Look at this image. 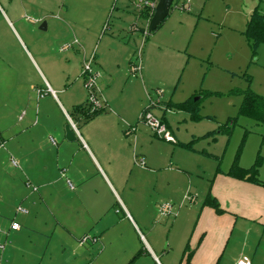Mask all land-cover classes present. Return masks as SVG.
Returning a JSON list of instances; mask_svg holds the SVG:
<instances>
[{
  "label": "rangeland",
  "instance_id": "obj_1",
  "mask_svg": "<svg viewBox=\"0 0 264 264\" xmlns=\"http://www.w3.org/2000/svg\"><path fill=\"white\" fill-rule=\"evenodd\" d=\"M113 2L0 0V110L5 103L6 83L16 86L23 82L27 88L19 85L9 95L19 109L16 112L19 120L27 121L33 114L35 118L38 109L40 125L53 127L61 122L72 128L74 122L80 126L85 117L73 116L65 101L87 104L89 92L84 87L82 71L87 61L98 55L102 67L99 102H108V107H112L108 111L114 114L132 151L135 148L131 136L135 131L140 134L138 143L143 151L134 152L131 160L124 158V169L117 176L131 189L129 196L136 198L141 216L153 218L149 211L156 201L153 219L157 223L178 222L192 229L201 217L202 203L208 193L219 195L222 208L229 204L231 211L251 207L256 212L264 207V185L245 183L247 187L240 181L233 182L227 175L234 163L243 169L257 164L256 179L264 184V126L239 116L242 98L236 94L249 90L264 97V43L253 54L243 35L254 8L259 6L264 14V0H174L166 20L152 33L138 19L128 0L117 1L110 14ZM185 3L188 10L182 9ZM109 14V26L103 28ZM43 24L45 30H40ZM133 25L146 31L130 32ZM131 65H136V75L130 72ZM18 88L31 97L29 107L25 99L18 98ZM50 89L68 111L65 114L59 108L65 120L47 100L43 101L53 96ZM190 98H201L199 114L203 118L199 121H193L183 111L171 109L164 113L162 110L169 103ZM109 100H115V106ZM151 103L155 104L151 109L154 115L164 118L172 130L174 143L155 136L139 121L141 109ZM229 119H234L235 124L228 134L221 126ZM189 142L192 150L178 145ZM48 143L52 149L57 147L55 134L49 136ZM120 147L121 144L111 146L113 150ZM144 153L153 158L150 163L144 159L142 165L139 155ZM150 169L157 170L151 173ZM58 177L61 180L58 185L66 186L61 192L63 198L75 185L66 168ZM16 178L24 183L19 176ZM89 182L83 184V189ZM230 191H235L238 197L230 196ZM99 194L100 198L105 197L102 190ZM20 204L17 199L14 209ZM166 204L170 211L162 214L161 206ZM110 212L117 217L125 214L119 200ZM226 217L232 222L228 234L234 230L230 246L235 242L240 245L245 238L246 222L237 219L234 224V216L228 214L223 216V222ZM75 218L68 221L75 222ZM202 220L212 221L208 216ZM39 221V229L24 226L17 238L10 230L9 220L0 223V244L4 245L0 264H82L75 244L62 239L60 229L56 233L50 229L55 230L53 219L43 213ZM263 225L264 220L258 227ZM252 238L257 243L259 234ZM241 256L251 258L244 254L238 258Z\"/></svg>",
  "mask_w": 264,
  "mask_h": 264
},
{
  "label": "crops",
  "instance_id": "obj_2",
  "mask_svg": "<svg viewBox=\"0 0 264 264\" xmlns=\"http://www.w3.org/2000/svg\"><path fill=\"white\" fill-rule=\"evenodd\" d=\"M108 17L109 15L104 25ZM138 19L146 25L140 15ZM139 31H144V28H139ZM130 32H133L131 28ZM95 58L94 70L98 69L96 72L99 86L102 67L98 55ZM19 85L27 88V84L23 82L17 83L16 86L11 82L6 83L8 95L6 94L5 103L0 110V223L3 224L5 219L9 220L10 224L18 223L20 229L13 231L16 238L24 226L39 229L40 216L45 213L46 217H51L54 221L55 230L50 229H53L54 233L56 229H60L63 233L61 238L75 244V251L79 254L82 264H235L240 254L251 256V264H264V225L258 227L264 220V207H260L256 212L251 207L231 211L229 204L225 209L222 208L224 206L222 199L213 193V197L224 212L217 214L202 203L201 217L192 229L185 228L178 222L169 225L157 223L153 219L156 215V201L152 203L149 211L154 217L148 219L146 214L141 216L136 198L129 196L131 189L117 176L124 169V158L131 160L134 152L143 151L138 143L140 136L138 131L131 136L135 148V151H132L123 139L121 127L114 114L108 111L112 108L108 107V102H102L103 109L100 113L90 120H85L80 126H75V129L61 122H57L53 127L40 125L38 109L35 118L33 114L27 121L25 118L19 120V113H16L19 109L16 108L17 105H13L11 98L12 91ZM47 85L51 88L48 83ZM17 92L18 98L25 99L29 107L31 97L26 95L23 88H18ZM49 93L53 96L43 98V101L47 100L64 119L60 109L65 114L68 112L67 109L56 97L54 90L50 89ZM109 101L115 106V100H112L113 103ZM65 102L67 108L72 110V115L78 116L75 109L80 105H75L71 101ZM38 106L40 107V104ZM144 108L141 109L140 115ZM163 120L174 137L164 118ZM66 127L70 128L75 139L66 137ZM52 134H55L58 142L55 149L48 145L49 136ZM112 144H121V147L113 150ZM139 156L149 163L153 158L145 153ZM12 160L16 162V166L12 165ZM96 167L101 169L104 176L98 174ZM65 168L75 187L73 191H68L70 196L65 195L62 198L61 192L66 186L58 185L61 183L58 176ZM153 170L157 169H150L149 172L155 173ZM16 176L24 183L22 184ZM46 176L48 179L45 180ZM230 179L235 183L240 181L248 187V184H245L249 183L247 181L232 177ZM85 182L89 184L86 183V189H83ZM100 190L105 193V197L100 198ZM229 194L238 197L235 191H230ZM17 199L21 204L14 209L13 205ZM118 200L125 211L122 217L114 216L110 212ZM18 208H22V212L18 211ZM227 214L234 216V224L237 219L246 222L245 238L240 245L235 242V245L230 246L234 230L228 234V225L230 226L232 222L228 221L227 217L223 222V216ZM74 216L77 220L69 222L68 219L72 217L76 219ZM205 216L210 217L212 221L202 220ZM224 223L227 226H224ZM257 233L259 239L255 243L252 237ZM85 236L91 240L87 247L77 243ZM136 254L138 255L133 260Z\"/></svg>",
  "mask_w": 264,
  "mask_h": 264
},
{
  "label": "trees",
  "instance_id": "obj_3",
  "mask_svg": "<svg viewBox=\"0 0 264 264\" xmlns=\"http://www.w3.org/2000/svg\"><path fill=\"white\" fill-rule=\"evenodd\" d=\"M116 2L117 0H114L112 7H111L110 14L115 9ZM110 14H109L106 24L104 25L106 27L108 25ZM151 17L152 15H149L146 11L141 13V18L146 22V25L148 23V20ZM243 35L249 47L251 48L253 54H255L258 46L264 43V14L261 13L259 6H256L254 10L252 11V13L249 15L246 21L245 30L243 32ZM236 94L240 95L242 98L241 104L239 107V112H238L239 116L247 117L253 120L254 122L259 123L264 126V97L259 96L249 90L238 91L236 92ZM200 99L194 100L193 98H190L181 103H169V106H167L165 109H162V110L167 111V110L174 109V110L183 111V112L188 113L190 118L193 121H199L200 119L203 118L199 114V110H200L199 100ZM152 108H153L152 106L145 107L141 112V117L145 111L151 110ZM75 111H77L79 115L80 114L83 115L85 117V120L87 121L93 118L94 116H96L97 114H99L101 110L91 113L89 111V106L87 104H83V105L78 106L75 109ZM141 117L139 121L142 122ZM161 121L164 123L163 119H161ZM234 124H235V120L229 119L223 127L221 126V129L225 130L226 133L229 134ZM178 145H180L181 147H184L187 150L193 149L192 142L185 143V144H178ZM256 165L257 164H255V166L250 169H243V168H239L234 163L232 167L229 169L227 175L232 178L244 180L252 184L264 185L263 183H261L259 180L256 179ZM203 206L210 207L217 214H221L224 212L220 208L219 203L216 200V198L211 196L210 193L206 195L203 201ZM137 255L138 254H136L133 257V260L137 257Z\"/></svg>",
  "mask_w": 264,
  "mask_h": 264
},
{
  "label": "built area",
  "instance_id": "obj_4",
  "mask_svg": "<svg viewBox=\"0 0 264 264\" xmlns=\"http://www.w3.org/2000/svg\"><path fill=\"white\" fill-rule=\"evenodd\" d=\"M128 1L134 7V9H136L138 15L140 16H141V13H143L144 11H146L149 15H153L156 5L158 3V0H128ZM182 9L188 10V4L187 3L183 4ZM146 26H148V23ZM131 30L139 31V28L136 25H133L131 27ZM93 60L94 58L92 57L89 61H87L82 71L84 87L89 92V99H88L87 105L89 106V111L91 113H94V112H97L103 109V104H101L98 100V94H99V90L97 86L98 73L92 69ZM137 71L138 69L136 65L130 66V72L133 75H136ZM149 106L155 107V104L151 103ZM141 119H142V123H144L152 131V133L155 134V136L161 137L166 142L174 143V137L172 136L171 132L168 130L167 126L161 121L160 118L154 115V113L151 110L145 111L142 114ZM71 125L73 129H75V125L74 124H71ZM139 162L142 165H144L142 158L139 160ZM11 163L12 165L16 166V162L14 160H12ZM18 211L22 212V209L18 208ZM169 211H170L169 205L166 204L164 206H161L162 214H168ZM19 229H20V225L18 223L12 222L10 224L11 231H18ZM90 241H91L90 238L88 236H85L79 240V244L83 246L87 243H90ZM3 249H4V245L0 244V250H3ZM235 264H251V259L247 256H241L240 258H238Z\"/></svg>",
  "mask_w": 264,
  "mask_h": 264
},
{
  "label": "water",
  "instance_id": "obj_5",
  "mask_svg": "<svg viewBox=\"0 0 264 264\" xmlns=\"http://www.w3.org/2000/svg\"><path fill=\"white\" fill-rule=\"evenodd\" d=\"M174 0H158L155 11L148 22V32L152 33L155 31L168 17L170 7ZM40 30H45V24L40 27ZM66 134L68 139H75L72 131L69 127H66Z\"/></svg>",
  "mask_w": 264,
  "mask_h": 264
}]
</instances>
